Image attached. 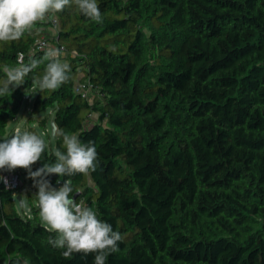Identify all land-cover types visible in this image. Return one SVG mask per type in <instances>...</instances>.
Instances as JSON below:
<instances>
[{
	"label": "trees",
	"instance_id": "16d2710c",
	"mask_svg": "<svg viewBox=\"0 0 264 264\" xmlns=\"http://www.w3.org/2000/svg\"><path fill=\"white\" fill-rule=\"evenodd\" d=\"M97 3L102 23L72 5L56 14V37L48 22L0 42V80L3 65L43 57L42 34L72 54L57 90L33 84L45 62L0 97V142L31 92L34 113L52 108L61 130L94 141L95 172L49 179L71 180L77 202L122 234L106 264H264V0ZM80 72L92 100L76 89ZM56 149L62 137L33 170ZM16 199L0 181V264H94L65 258L39 209L27 217Z\"/></svg>",
	"mask_w": 264,
	"mask_h": 264
},
{
	"label": "clouds",
	"instance_id": "9594fccd",
	"mask_svg": "<svg viewBox=\"0 0 264 264\" xmlns=\"http://www.w3.org/2000/svg\"><path fill=\"white\" fill-rule=\"evenodd\" d=\"M75 5L76 10L93 22L102 23L103 17L97 0H0V42L19 41L25 33L38 35L42 29L36 27L53 21L56 14L66 7ZM40 41H37L39 44ZM43 57L29 56V62L21 58L16 66H2L4 79L0 80V97L11 94L16 88L25 84V78L35 69L45 64L42 76H33V84L38 93L55 91L70 79L71 66L64 57L63 48L50 44L42 45ZM115 51V48L112 49ZM52 135L62 137L66 151L56 149L54 162L44 163L33 170L32 166L42 160L48 145L35 132L19 127L10 137L0 142V172H12L18 168L27 172L28 179L33 181L32 187L37 189L36 198L39 217L47 230L56 233L49 239V244L57 249H64L62 255L70 258L74 253L85 256L94 254V264H106L108 257L119 250V242L124 237L114 231L111 224L98 218L96 211L72 196L71 180H56L54 187L50 176L72 177L77 174L90 176L98 166V153L94 141L84 143L76 134H67L55 123ZM0 181L8 184L0 175ZM22 207L28 205L22 201ZM14 264H21L19 258ZM23 264H28L25 259Z\"/></svg>",
	"mask_w": 264,
	"mask_h": 264
},
{
	"label": "rangeland",
	"instance_id": "374dc122",
	"mask_svg": "<svg viewBox=\"0 0 264 264\" xmlns=\"http://www.w3.org/2000/svg\"><path fill=\"white\" fill-rule=\"evenodd\" d=\"M58 26H48L47 32L49 36L56 37L58 34ZM54 46V45H53ZM56 47V46H54ZM67 55L63 59L68 60L71 57V52L67 51ZM82 76V72L78 75V80L81 82L80 77ZM36 92H31L30 96L27 94L25 96V101L20 108L19 112L17 113V116L15 119L9 120L7 127H6V134L4 135V138L10 137L14 130L19 127L22 131L28 130L35 132L37 135L39 134L44 140L45 143L50 147L55 149V143L57 138L52 135V126L51 122L54 118V110L52 108H48L45 112L42 113H34L32 111V102L34 99V95ZM89 98L92 100L94 97V92L92 89L88 88L87 90ZM93 118H97V113H92ZM42 122H46L43 124ZM71 135V134H70ZM27 173L26 171L23 174V185L20 188L19 191H17V196L20 194L22 196V200L16 199V204L18 207V210L23 213L24 211H32V207H35L36 209H39L38 202L36 198V191L34 187H32L33 182L31 179L26 178ZM63 182V181H61ZM54 187H58L56 184H52ZM21 201L25 202L28 205V209H25L21 206Z\"/></svg>",
	"mask_w": 264,
	"mask_h": 264
},
{
	"label": "built area",
	"instance_id": "2783aa9c",
	"mask_svg": "<svg viewBox=\"0 0 264 264\" xmlns=\"http://www.w3.org/2000/svg\"><path fill=\"white\" fill-rule=\"evenodd\" d=\"M58 22H59L58 18L56 17L53 21H51V23H52L51 26H58ZM37 41H40V43L37 44ZM45 44H50L53 46L52 41L45 34H42L35 39V47L37 49H42V45H45ZM59 48H63L65 50V52L68 51L65 46H60ZM88 88L92 89V85L89 81H85V82L84 81H82V82L78 81L76 83L77 91L82 93L83 96L89 97L88 93H87ZM25 171L26 170H24V169L18 168L12 172H8V171L0 172V175H3L8 181L7 185L5 183L4 184L8 188H11L12 190H14V195L16 197H17L16 192L19 191L23 185V174ZM23 214L27 217L32 216V212H30V211H24Z\"/></svg>",
	"mask_w": 264,
	"mask_h": 264
},
{
	"label": "water",
	"instance_id": "95a60500",
	"mask_svg": "<svg viewBox=\"0 0 264 264\" xmlns=\"http://www.w3.org/2000/svg\"><path fill=\"white\" fill-rule=\"evenodd\" d=\"M53 123H55V121H54V120H52V122H51V125H53ZM17 198H18V199H20V200H22V198H21V195H20V194L17 196ZM21 203H22V201H21Z\"/></svg>",
	"mask_w": 264,
	"mask_h": 264
},
{
	"label": "crops",
	"instance_id": "0c3cea01",
	"mask_svg": "<svg viewBox=\"0 0 264 264\" xmlns=\"http://www.w3.org/2000/svg\"><path fill=\"white\" fill-rule=\"evenodd\" d=\"M30 94H31V93H29V95H30ZM16 116H17V115H16ZM15 118H16V117H15ZM15 118H14V119H15ZM21 198H22V196H21Z\"/></svg>",
	"mask_w": 264,
	"mask_h": 264
}]
</instances>
